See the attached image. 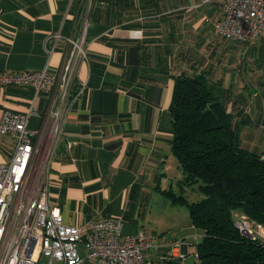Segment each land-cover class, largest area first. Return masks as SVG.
Segmentation results:
<instances>
[{
  "label": "crops",
  "instance_id": "obj_1",
  "mask_svg": "<svg viewBox=\"0 0 264 264\" xmlns=\"http://www.w3.org/2000/svg\"><path fill=\"white\" fill-rule=\"evenodd\" d=\"M223 18L217 0H0V73L59 76L76 21L86 40L68 103L57 86L0 87V114H28L31 129L47 130L50 203L66 224L121 220L125 235L157 236L152 264H200L203 234L190 220L177 235L159 231L179 211L162 192L176 188L174 169L182 178L172 150L176 76L219 84L240 146L264 153V31L250 44L227 40L213 29ZM14 148L0 136V163Z\"/></svg>",
  "mask_w": 264,
  "mask_h": 264
},
{
  "label": "built area",
  "instance_id": "obj_2",
  "mask_svg": "<svg viewBox=\"0 0 264 264\" xmlns=\"http://www.w3.org/2000/svg\"><path fill=\"white\" fill-rule=\"evenodd\" d=\"M217 1L224 18L213 24L214 32L231 41L255 42L264 31V0ZM78 24L65 38L69 50L59 76L48 69L1 72L0 87H33L49 94L57 86L58 97L68 103L78 61L87 58L86 40L76 36ZM29 118L11 111L0 114V136L15 140L11 159L0 163V264H152L154 234L125 235L123 222L112 218L95 222L89 230L65 223L61 209L50 203L46 183L47 130L31 129ZM55 134L57 130L51 131V136ZM237 225L246 235L264 237V227L245 215L239 216Z\"/></svg>",
  "mask_w": 264,
  "mask_h": 264
},
{
  "label": "trees",
  "instance_id": "obj_3",
  "mask_svg": "<svg viewBox=\"0 0 264 264\" xmlns=\"http://www.w3.org/2000/svg\"><path fill=\"white\" fill-rule=\"evenodd\" d=\"M176 79L172 150L182 178L178 189L162 192L172 206L186 207L190 222L202 232L200 264H264V241L237 225L245 215L264 227V153L240 146L219 84L203 73ZM191 189L200 200L190 201Z\"/></svg>",
  "mask_w": 264,
  "mask_h": 264
},
{
  "label": "rangeland",
  "instance_id": "obj_4",
  "mask_svg": "<svg viewBox=\"0 0 264 264\" xmlns=\"http://www.w3.org/2000/svg\"><path fill=\"white\" fill-rule=\"evenodd\" d=\"M178 175H181L179 173V171H177L176 169H174V172H173V178H172V182H176V188L174 189H178V186H177V183H178V179H179V176ZM188 198L190 199V201H198L200 200L201 198H199L198 196V193L194 192L192 189L188 191ZM178 211L177 214L175 215H172L171 217L172 218H175V221H163L162 219H160V224H161V228L159 231H161L160 233L161 234H170L171 232L172 233H175L176 232V235H177V230H180L181 227H185V222H188L189 219V212H188V209L186 207H176ZM189 226V225H187ZM169 228V229H168ZM171 235V234H170ZM173 236V235H171ZM257 236V235H256ZM259 237V236H257ZM262 241H264V237L263 236H260L259 237Z\"/></svg>",
  "mask_w": 264,
  "mask_h": 264
}]
</instances>
